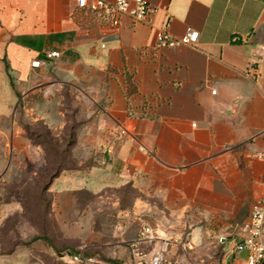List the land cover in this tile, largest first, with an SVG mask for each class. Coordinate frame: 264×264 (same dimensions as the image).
<instances>
[{
	"label": "crops",
	"instance_id": "crops-1",
	"mask_svg": "<svg viewBox=\"0 0 264 264\" xmlns=\"http://www.w3.org/2000/svg\"><path fill=\"white\" fill-rule=\"evenodd\" d=\"M103 1L0 0V181L48 164L26 127L60 144L72 129L74 166L49 187L61 248L247 264L235 246L264 198V0H145L150 20L117 24ZM189 27L196 46L157 47Z\"/></svg>",
	"mask_w": 264,
	"mask_h": 264
},
{
	"label": "rangeland",
	"instance_id": "rangeland-1",
	"mask_svg": "<svg viewBox=\"0 0 264 264\" xmlns=\"http://www.w3.org/2000/svg\"><path fill=\"white\" fill-rule=\"evenodd\" d=\"M32 131L36 132L33 137L36 143H47L45 139L49 137L39 124H34ZM68 132L66 130L62 137ZM39 133L42 135H38ZM45 156L48 159L45 167L26 170L13 183L0 181V264H9L7 261L10 255L13 256V264H110L109 259L117 260L113 257L112 245L87 247L83 250L61 248L62 241L57 227L50 212L47 215L50 195L43 191V185L47 183L51 173L50 160L55 159L50 147ZM100 229L104 230L106 237L110 236L111 226H101ZM42 235L53 242L49 244L43 239L32 241L35 236ZM56 245L60 247L57 251ZM46 246L50 253L46 252ZM68 253H82L91 261L72 263L66 257Z\"/></svg>",
	"mask_w": 264,
	"mask_h": 264
},
{
	"label": "built area",
	"instance_id": "built-area-1",
	"mask_svg": "<svg viewBox=\"0 0 264 264\" xmlns=\"http://www.w3.org/2000/svg\"><path fill=\"white\" fill-rule=\"evenodd\" d=\"M80 8H90L93 11H100L108 7L103 0H95L89 4V0H77ZM112 22L117 24L121 15H128L138 21L150 20L156 8L149 5L145 0H115L110 6ZM199 32L189 27L182 37H173L166 31H160L156 37L157 47H176L179 45L196 46L199 41ZM57 52H50L48 57L58 56ZM42 61L36 60L32 63L33 67H39ZM215 93V91H213ZM195 125V124H194ZM125 133V132H123ZM245 236L236 243L235 252L247 253V264H264V198L256 201L251 210L249 221L244 224ZM152 227L148 226L139 233L143 240L151 239ZM66 257L72 263H83L91 261L84 257L82 253L67 254ZM129 264V263H123ZM138 264H176L163 254H155L147 259L142 257Z\"/></svg>",
	"mask_w": 264,
	"mask_h": 264
},
{
	"label": "trees",
	"instance_id": "trees-1",
	"mask_svg": "<svg viewBox=\"0 0 264 264\" xmlns=\"http://www.w3.org/2000/svg\"><path fill=\"white\" fill-rule=\"evenodd\" d=\"M26 130L28 134L33 138L34 135H36V132H33L29 127H26ZM46 132L49 138H46V142L48 146L50 147V150L53 152L55 159L52 161L50 160V166H51V173L49 174L48 181L43 185V191H47L50 195L48 199V205H47V215L50 212V204H51V194L49 192V187L51 182L56 178L63 170L71 169L74 165L70 158V148L73 144V133L74 131L72 129H69V132L67 135H65L63 138V144L59 143V140L55 142V137L51 134L50 131L42 129ZM42 134V133H41ZM39 135V134H38ZM48 153V152H47ZM49 154V153H48ZM45 240L49 244L52 243V240L47 237L46 235L42 236H35L32 241L37 240ZM108 262L110 264H121L118 260L115 259H109Z\"/></svg>",
	"mask_w": 264,
	"mask_h": 264
}]
</instances>
